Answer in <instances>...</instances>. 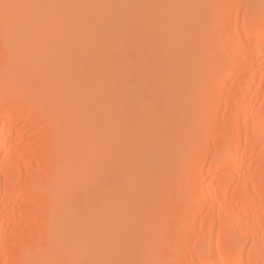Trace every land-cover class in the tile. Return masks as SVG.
<instances>
[{"label": "bare ground", "instance_id": "bare-ground-1", "mask_svg": "<svg viewBox=\"0 0 264 264\" xmlns=\"http://www.w3.org/2000/svg\"><path fill=\"white\" fill-rule=\"evenodd\" d=\"M0 264H264V0H0Z\"/></svg>", "mask_w": 264, "mask_h": 264}]
</instances>
